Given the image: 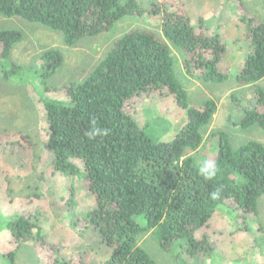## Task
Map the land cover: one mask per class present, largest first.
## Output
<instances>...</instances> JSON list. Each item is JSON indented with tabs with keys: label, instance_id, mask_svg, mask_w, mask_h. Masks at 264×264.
<instances>
[{
	"label": "trees",
	"instance_id": "1",
	"mask_svg": "<svg viewBox=\"0 0 264 264\" xmlns=\"http://www.w3.org/2000/svg\"><path fill=\"white\" fill-rule=\"evenodd\" d=\"M0 15L59 31L68 46L108 34L128 17L160 27L162 36L137 28L117 39L83 83L64 88V100L39 98L52 156L49 174L84 180L90 204L86 220L73 225L79 234L92 231V225L101 239L105 264H157L140 244L148 233L162 251L177 248L179 262L212 258L226 236L230 244L232 237L251 231V218L257 219L264 197V144L249 141L235 147L227 133L219 132L210 139L215 151L210 153L211 164L194 156L203 142L202 129L218 108L213 99L201 106L190 101L175 72L171 48L183 53L190 78L216 85L232 79L237 87L248 88L249 95H231L240 114L234 124L264 130L260 19L240 18L249 52L231 76L221 69L228 52L221 34L198 24L178 0H0ZM22 40L18 30L0 33V75L6 81L14 79L15 71L3 75V62ZM41 58L44 67L37 79L43 81L44 91L63 56L51 49ZM145 97L172 99L185 112L186 122L172 140L155 141L146 131L148 125H140L137 105ZM25 139L22 149L32 150L30 137ZM31 212L8 219L0 214V237L8 233L17 249L35 243V257L42 264H89L85 254L61 253L58 258L59 246L35 233L38 225ZM221 212L228 216L223 221Z\"/></svg>",
	"mask_w": 264,
	"mask_h": 264
},
{
	"label": "rangeland",
	"instance_id": "2",
	"mask_svg": "<svg viewBox=\"0 0 264 264\" xmlns=\"http://www.w3.org/2000/svg\"><path fill=\"white\" fill-rule=\"evenodd\" d=\"M178 2L198 24L206 25L210 33L221 34L228 48L221 69L231 76L236 75L243 66L250 45L240 27V18L251 15L264 23V0ZM137 28L149 29L162 36L159 25L128 17L117 23L108 34L84 38L76 45L68 46L59 31L20 17L0 15V33L18 30L23 35V40L12 49L10 58L3 62V75L15 71L14 79L6 81L0 75V214L8 219L14 213L32 211L39 228H35V233L39 232L48 244L59 246L58 258L62 257L61 253L85 254L89 264L106 263L101 239L92 225L89 224L88 228L94 231L83 230L80 234L73 225L86 220L90 204L84 180L49 174L52 156L47 146V123L39 98L64 100L67 85L83 83L114 42ZM51 49L61 52L63 64L46 82L49 89L43 91V81L37 76L44 67L42 54ZM171 49L175 72L190 101L201 106L213 99L218 108L211 123L202 129L203 142L194 156L200 162H207L204 163L206 165L211 164L210 153L215 151L214 142L210 143V139L219 132L227 133L235 147L249 141L264 144V130L258 127L244 130L234 124L240 114L235 112L231 95L235 92L249 95V89L237 87L232 79L216 85L190 78L183 67V53L173 46ZM261 86L264 88V80ZM253 97L252 94L250 101H254ZM137 106L140 125H148L146 131L155 141L172 140L186 122L185 112L172 99L145 97L138 101ZM27 135L32 147L30 151L22 149ZM259 202L257 219L251 218L250 221L251 231L239 235L241 237H232L233 243L230 244V239L225 241L226 236L212 258L177 262L178 249L170 253L162 251L151 233L143 235L140 244L157 264H264V197ZM231 214L230 211L228 217L226 212H221L219 218L222 221L227 217L231 219ZM10 239L8 233L0 237V264H42L35 257V243L17 249Z\"/></svg>",
	"mask_w": 264,
	"mask_h": 264
}]
</instances>
